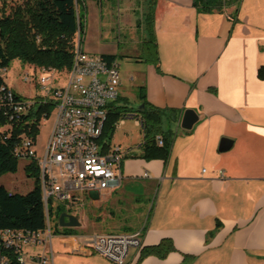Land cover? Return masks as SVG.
Listing matches in <instances>:
<instances>
[{
	"label": "crops",
	"instance_id": "crops-1",
	"mask_svg": "<svg viewBox=\"0 0 264 264\" xmlns=\"http://www.w3.org/2000/svg\"><path fill=\"white\" fill-rule=\"evenodd\" d=\"M112 1L81 3L85 12L91 2L109 15ZM117 1L139 11L134 0ZM135 1H144L141 15L149 5L154 11L153 36L145 18L134 26L142 45L156 40L159 55L156 67L141 60L145 54L139 50L133 52L139 86L152 107L178 114L163 118V130L173 136L170 155L167 161L143 158L137 122L139 153L109 144L123 154L121 185L87 195L84 202L90 200L92 212L110 222L133 213L137 220L130 233L142 232L143 244L130 249L126 264H264V80L258 77L264 67V0H241L237 13L232 6L211 15L198 14L193 0ZM12 2L23 0H6L9 7ZM101 23L99 36L106 41L110 34L104 30L110 26ZM85 24L86 36V17ZM116 25L120 36L127 34L119 19ZM97 55L117 57L115 52ZM187 110L199 116L191 131L181 129ZM223 139L232 142L226 152L219 150ZM133 185L139 194L130 189ZM72 235L55 236L56 247L52 240L54 264H113L82 245L78 237L83 234ZM163 240H170L175 251L163 259L141 258L143 249Z\"/></svg>",
	"mask_w": 264,
	"mask_h": 264
},
{
	"label": "built area",
	"instance_id": "built-area-1",
	"mask_svg": "<svg viewBox=\"0 0 264 264\" xmlns=\"http://www.w3.org/2000/svg\"><path fill=\"white\" fill-rule=\"evenodd\" d=\"M83 38L77 35L74 55H78V69L68 72L64 86H56L55 79L41 70L37 83L45 97L15 101L9 88L0 89V110L9 108L12 117L39 116L40 123L51 113L40 111L53 105L56 112L53 131L42 158H38L35 139L25 137L14 151L15 157L26 163L35 162L46 212V230L31 234L14 230H0V264H12V254H19L30 264H54L52 240L55 236L72 238V234L55 233L50 206L82 207L84 199L92 193L112 191L121 185L123 154L119 147L108 144L103 138L108 117L120 97L121 72L118 61H109L102 55L84 52ZM3 69L1 74H6ZM28 80V78H25ZM34 76L30 81H34ZM58 81V80H57ZM143 127L138 114H131ZM125 117V116H124ZM123 120V119H122ZM162 147V136L156 137ZM148 177V173L145 174ZM74 215V214H73ZM58 222V221H57ZM58 229H63L58 225ZM82 245L113 264H126L130 249L142 248L143 233L91 235L78 237ZM50 245L49 252L31 255L28 248Z\"/></svg>",
	"mask_w": 264,
	"mask_h": 264
},
{
	"label": "trees",
	"instance_id": "trees-1",
	"mask_svg": "<svg viewBox=\"0 0 264 264\" xmlns=\"http://www.w3.org/2000/svg\"><path fill=\"white\" fill-rule=\"evenodd\" d=\"M80 0H25L23 3H13L8 6L6 1L0 15V89L9 88L3 69H9L14 61L33 65L48 72L68 73L74 64V51L77 35L83 37L85 33V15H81L78 7ZM152 2V0H149ZM241 0H193V7L198 14H223L228 7L240 8ZM145 22L150 25V36H153L154 11L149 5ZM146 55L141 60L159 66L158 46L155 39L150 38L145 43ZM109 61H116L113 55H102ZM258 77L264 80V67L258 71ZM12 90L11 88H9ZM13 91V90H12ZM15 101L24 99L14 92ZM140 107L134 111L142 120V133L144 138L145 159L159 158L167 161L170 155L173 136L163 130L165 115H178L174 110L163 111L152 107L147 102L145 87L139 88ZM53 105L40 109L50 113ZM144 107V110H142ZM126 110L115 108L111 111L104 129L103 138L108 144ZM134 113V114H135ZM9 108L0 110V128L11 125V132L0 130V177L16 173L19 168V159L15 157L16 147L25 137L36 138L39 116L20 115L17 119L12 117ZM162 136L164 145H156V137ZM25 174L34 180V186L26 194L11 192L0 185V230H14L23 233L38 234L46 230V212L43 202L39 179V168L35 162L25 165ZM64 212L62 206H50V217L54 219L55 232L58 230V218ZM220 224L217 225V228ZM64 234H73L75 230H63ZM175 251L170 240H163L158 246L143 249L141 258L157 256L165 258Z\"/></svg>",
	"mask_w": 264,
	"mask_h": 264
},
{
	"label": "rangeland",
	"instance_id": "rangeland-1",
	"mask_svg": "<svg viewBox=\"0 0 264 264\" xmlns=\"http://www.w3.org/2000/svg\"><path fill=\"white\" fill-rule=\"evenodd\" d=\"M6 0H0V15H2V10L4 7V2ZM25 0H23L24 2ZM81 1V0H80ZM22 2V3H23ZM144 1H133V4L138 6L137 15L133 10L131 11L127 6H120L117 0H113L111 3V13L108 15L106 11H102L96 3H87L88 10L85 12V9L81 2H79V11L81 15H85L86 22H88V34L83 35V49L84 52L91 55H97L100 53H110L115 52L117 54V61L120 66V72L122 74V86H120L119 99L114 102L115 108L120 109L121 111L126 110L122 116V119L125 120L124 125L118 124L114 132L113 139L111 144L120 145L123 150L132 149V153H139V145L142 142V133L141 128L137 126V119H131L129 116H134L131 112L136 111L140 107L139 100V78L138 74L140 73V67L138 66L135 54L133 53L136 50L142 52L146 55V47L139 42L138 37L141 32H137V28L134 26L137 19L142 21L146 17V13L141 15L144 12ZM143 8H142V6ZM133 5V7H134ZM119 8V9H118ZM131 8V7H130ZM119 19L120 26L126 31V35H119L117 20ZM105 22L107 27L104 31L109 32L110 37L106 41H103L99 36V31L102 30L101 22ZM109 28H113L110 31ZM87 32V30H86ZM98 34H97V33ZM41 69L33 65L24 64L21 61H14L8 72L4 76L5 81L9 88L14 92L21 95L26 99H35L40 97H45L44 90H42L37 83ZM47 76L53 77L55 79L56 86H64L68 80L67 73H58L50 72L46 73ZM34 76L35 80L30 81L31 77ZM131 76L133 79H131ZM28 78V80H25ZM58 80V81H57ZM51 115L40 123L39 131L35 138L36 149L38 152V158H42L48 146L54 123L56 118L55 108L52 107ZM125 116V117H124ZM3 132H11L12 126L7 124L0 128ZM25 165L26 162L19 160V168L16 173L5 174L0 177V185L5 186L9 191L14 190L20 194H26L33 189L34 180L29 178L25 174ZM11 188V189H10ZM135 189L134 193L140 192L138 186L133 185L130 189ZM116 196V195H115ZM87 201V202H86ZM82 207H76L73 209L72 213L79 214V221L81 223L80 228L72 229L75 230L78 234H83L84 236H91L95 234L108 235V234H129L133 227L136 226V218L133 213H125L126 218L118 217L113 219L111 222L106 220L104 217H99V212H92L93 209L90 205V200H86ZM64 211H70L69 208L62 206ZM85 215L90 219V222L87 223ZM53 229L55 230L54 219ZM115 221V222H114ZM128 221V222H127ZM59 232H63L64 229H58ZM69 230V229H68ZM71 230V229H70ZM56 233V232H55ZM54 247L57 246V238L53 239ZM42 247H32L28 248V253L31 255H38L41 253ZM56 249V248H55Z\"/></svg>",
	"mask_w": 264,
	"mask_h": 264
},
{
	"label": "water",
	"instance_id": "water-1",
	"mask_svg": "<svg viewBox=\"0 0 264 264\" xmlns=\"http://www.w3.org/2000/svg\"><path fill=\"white\" fill-rule=\"evenodd\" d=\"M144 110V107H142ZM199 121V116L193 110H187L181 118V129L191 131L194 125ZM232 146V142L228 139L221 141L219 150L221 152L228 151ZM58 225L63 229H76L81 227L78 215H73L68 212H63L58 218Z\"/></svg>",
	"mask_w": 264,
	"mask_h": 264
},
{
	"label": "bare ground",
	"instance_id": "bare-ground-1",
	"mask_svg": "<svg viewBox=\"0 0 264 264\" xmlns=\"http://www.w3.org/2000/svg\"><path fill=\"white\" fill-rule=\"evenodd\" d=\"M78 69V55H75L74 64L69 72H76ZM12 264H30L28 261L22 260L19 254H12Z\"/></svg>",
	"mask_w": 264,
	"mask_h": 264
}]
</instances>
